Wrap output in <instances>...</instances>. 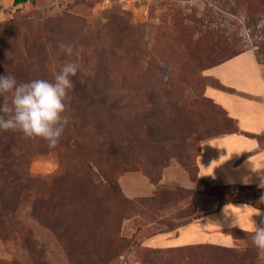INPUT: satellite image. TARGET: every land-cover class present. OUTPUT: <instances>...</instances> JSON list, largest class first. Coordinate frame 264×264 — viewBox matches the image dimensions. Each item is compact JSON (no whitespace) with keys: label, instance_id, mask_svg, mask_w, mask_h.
I'll return each mask as SVG.
<instances>
[{"label":"rangeland","instance_id":"rangeland-1","mask_svg":"<svg viewBox=\"0 0 264 264\" xmlns=\"http://www.w3.org/2000/svg\"><path fill=\"white\" fill-rule=\"evenodd\" d=\"M244 51L264 67V0H0V76L78 65L57 147L0 130V264H258L249 224L185 238L223 199L260 200L195 164L201 142L237 133L210 94L233 91L206 71Z\"/></svg>","mask_w":264,"mask_h":264},{"label":"crops","instance_id":"crops-1","mask_svg":"<svg viewBox=\"0 0 264 264\" xmlns=\"http://www.w3.org/2000/svg\"><path fill=\"white\" fill-rule=\"evenodd\" d=\"M206 72L211 74L221 86L234 92L223 94L214 91L210 94H213L215 104L234 122L237 133L202 143L205 145L195 163L199 179L216 180L222 186L264 187V146H261L262 142L258 140L264 136V67L257 63L252 51H244L207 69ZM230 142L231 148H226ZM262 198L264 194L261 197L264 206ZM225 208H230V214L223 219L220 213ZM255 209L257 208L242 202L227 203L214 213L204 215L203 218L199 217L195 220L197 223L188 224L189 232L186 233L185 238L193 239L198 243L199 238H201L200 243L203 238L211 239L213 233L210 228L204 227L211 225L212 220L240 222L239 224L246 226ZM259 210L264 214V210ZM259 217L252 216L251 219L255 221ZM263 217L264 215L261 219ZM249 226L250 224L247 227ZM172 237L174 239L169 243L181 240L177 237V233L173 232Z\"/></svg>","mask_w":264,"mask_h":264},{"label":"clouds","instance_id":"clouds-1","mask_svg":"<svg viewBox=\"0 0 264 264\" xmlns=\"http://www.w3.org/2000/svg\"><path fill=\"white\" fill-rule=\"evenodd\" d=\"M60 49L67 57H72L73 44L61 43ZM77 71L78 65L66 59L52 81L17 82L10 74L0 76V130L43 140L49 148L57 147L71 121L69 93L74 88L71 77L76 76ZM260 215L264 214L257 208L252 216ZM251 217L252 244L257 249L258 264H264V220L258 225ZM241 243L247 247L244 241Z\"/></svg>","mask_w":264,"mask_h":264},{"label":"trees","instance_id":"trees-1","mask_svg":"<svg viewBox=\"0 0 264 264\" xmlns=\"http://www.w3.org/2000/svg\"><path fill=\"white\" fill-rule=\"evenodd\" d=\"M26 0H13V4L14 5H18V4H22V3H24ZM241 53V52H240ZM237 54H239V53H237ZM237 54H235V55H237ZM235 55H233V56H235ZM233 56H231V57H233ZM230 58V57H229ZM256 59V58H255ZM223 61H225V60H223ZM223 61H220V62H218V63H216V64H214V65H212V66H216V65H218V64H220L221 62H223ZM258 63V62H257ZM212 66H210V67H208V68H211ZM221 109V108H220ZM222 110V109H221ZM224 113H225V111L224 110H222ZM226 114V113H225ZM231 134V133H230ZM226 135H228V134H224L223 136H226ZM221 137V136H220ZM214 138H218V137H214ZM214 138H209V139H207V140H204L203 142H205V141H208V140H211V139H214ZM203 142H201V144L203 143ZM110 146L111 147H114V145H113V143H110ZM39 150L40 151H44L45 150V144H44V142L43 143H41L40 144V147H39ZM5 155H6V151H5V153H4ZM27 154H28V152L27 153H22L21 154V156H27ZM109 157H111V158H113V159H115V160H117L118 158H119V156L114 152V149H112L111 151H108L107 153H106ZM108 166H109V163H108ZM110 168H112L113 169V167L114 166H109ZM207 182H208V180H207ZM219 183V182H218ZM220 184V183H219ZM221 185V184H220ZM222 186V185H221ZM223 187H225V188H237V189H243V190H255L256 192H258L257 194H260V200H259V202L257 203H255V202H250V203H248V202H245V201H240V200H235L234 198H232V199H229V198H226V199H223L217 206H216V208L212 211V212H210V213H207V214H204V215H208V214H211V213H214L216 210H218L221 206H223V205H225V204H227V203H246V204H248V205H250V206H252V207H254V208H258V209H261V210H264V206L262 205V203H261V197L263 196V194H264V187H261V186H240V185H226V186H223ZM191 191V190H190ZM154 196L153 197H156L155 196V194H153ZM148 201L149 200H151V199H154V198H146ZM53 209H55V207L53 206ZM174 230V229H173ZM0 231H1V233L0 234H2L3 232H4V230L2 229V227H0ZM168 231H170V230H168ZM197 245V244H196ZM196 245H194L193 247H195ZM193 247H192V245H186V246H180V247H177V248H175V249H173V250H169V249H167V251H178V252H185V251H191L192 249H193Z\"/></svg>","mask_w":264,"mask_h":264}]
</instances>
